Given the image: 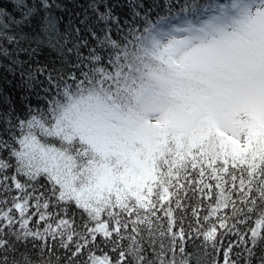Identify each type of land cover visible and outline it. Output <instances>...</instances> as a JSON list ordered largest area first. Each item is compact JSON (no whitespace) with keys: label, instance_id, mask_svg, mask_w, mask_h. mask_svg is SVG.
<instances>
[{"label":"snow or ice","instance_id":"6c2138e0","mask_svg":"<svg viewBox=\"0 0 264 264\" xmlns=\"http://www.w3.org/2000/svg\"><path fill=\"white\" fill-rule=\"evenodd\" d=\"M76 87L0 139V264H192L196 240L239 264L264 245V0L193 4Z\"/></svg>","mask_w":264,"mask_h":264},{"label":"trees","instance_id":"16d2710c","mask_svg":"<svg viewBox=\"0 0 264 264\" xmlns=\"http://www.w3.org/2000/svg\"><path fill=\"white\" fill-rule=\"evenodd\" d=\"M212 2L0 0V139L7 140L4 130L20 121L46 118L54 105L65 103L77 92V85L101 80L115 70L125 54L152 40H166L188 19L193 4L203 8ZM50 139L56 142V138ZM0 159L14 163L7 150L0 151ZM200 244L196 240L187 245V252L194 254L192 264L197 255L205 264L217 259L222 264V255L213 254L210 261ZM26 250L38 254L31 251V245L20 252ZM104 251L110 252V248ZM262 255L264 245H258L251 257L237 248L232 258L239 264H260ZM64 258L63 249L58 248L52 264H64ZM44 259H48L47 253Z\"/></svg>","mask_w":264,"mask_h":264}]
</instances>
